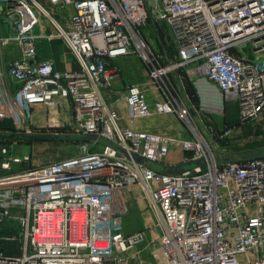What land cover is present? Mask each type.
I'll return each instance as SVG.
<instances>
[{
  "label": "built area",
  "instance_id": "2783aa9c",
  "mask_svg": "<svg viewBox=\"0 0 264 264\" xmlns=\"http://www.w3.org/2000/svg\"><path fill=\"white\" fill-rule=\"evenodd\" d=\"M46 1L0 0V122L26 133L28 119L43 117L58 133L65 120L68 134H95L101 147L87 140L74 156L41 166L28 165L29 153L0 159V225L20 227L0 234L14 244L0 249V264H264V154L218 161L200 133L131 125L157 113L190 122V107L163 81L186 67L236 100L240 123L264 121V0ZM150 16L170 29L169 62L143 33ZM54 39L78 69L37 57ZM10 45L20 55L3 63ZM133 55L149 65L154 86L128 84L119 95L115 60ZM172 153L180 161L171 163ZM199 159L181 172L162 169ZM131 188L158 219L150 260L136 249L148 226L124 236L115 227Z\"/></svg>",
  "mask_w": 264,
  "mask_h": 264
},
{
  "label": "rangeland",
  "instance_id": "374dc122",
  "mask_svg": "<svg viewBox=\"0 0 264 264\" xmlns=\"http://www.w3.org/2000/svg\"><path fill=\"white\" fill-rule=\"evenodd\" d=\"M158 20L161 21L157 17L150 16L149 21L143 27V33L147 37L151 47L161 55V62L162 59H165L166 63L169 62L166 60L168 54L172 59L175 57L176 48L170 44L172 41L169 27L162 23V21L161 24H159ZM59 44L60 42L58 40L45 42L38 47L37 57L39 59L48 57L57 58L56 51ZM44 51H46L45 56L42 54ZM19 55L20 50L10 45L2 51V61L6 63L7 59L18 57ZM120 63L126 83L142 84L149 87L154 86V80H152L150 75L149 65L140 57L134 55L128 56L122 59ZM178 74L183 76V87L185 91L182 86L181 88L178 86V77H174ZM187 76L186 69L178 68L173 71V73H169L167 77L164 76L163 81L168 85L169 91L172 94L181 98L185 103L186 98L193 103L194 106H189L190 112L188 119L190 122L187 123V119L183 121L175 113H157L146 118H140L136 121L141 120L146 124L159 128V125L162 124L161 122L165 120L167 122V127L165 129L159 128L158 131L167 132V134L173 136H177L179 130L185 134L184 136H192L200 133L205 138L212 141L218 161L227 158H238L242 155H251L257 152H261V155H263L264 147L253 149L264 141V121L262 119H252L244 123H240L237 119L227 121V110L224 104V100L227 98H225L221 92L213 97L204 96V94L200 93L199 87L197 88V81L194 82L195 77H193V79H186ZM205 79L209 80L207 77ZM159 82L163 84L162 79H160ZM118 88L119 86L114 89L117 94L120 93ZM150 95L149 98L154 97L153 94ZM217 100L219 101L218 104H211ZM60 116V122H62V119H64L65 116L67 118L69 113H61ZM145 119L151 121L147 123L148 121ZM34 120L35 122L28 119L25 122L26 129H28L25 130L27 131L26 133L22 132L25 136H21L22 133L15 131L16 129L14 126L7 121H5L3 125H0V134H3L0 136L1 160L4 158L3 156L29 153L31 161H29L28 165L41 166L49 162L74 156L80 152V148L88 141L90 143H88L87 146L91 149H98L101 147L99 143H92L91 140L79 141L63 138V135L68 134V128L65 127V120L63 121L64 125L58 129V133L54 132L55 130L52 128L44 127L43 124L45 123V119L43 117H35ZM14 132H17L15 137H8L6 135ZM3 149H6V153H3ZM23 167H25V165L21 167L17 166L19 169ZM1 171L3 172V169L0 166V172ZM137 188L139 189V187ZM120 202L123 207V213L115 220L116 229L123 231L125 234H130L148 226L149 228L146 230L145 240L136 246V249L139 251V256H137V258L152 259L149 246L156 241L158 230L160 229L157 225V217L149 209L147 200L139 194L137 189L131 188L124 190L120 196ZM7 224L0 225V234H18L20 232V227L16 222H13L12 225H9V223ZM9 245L14 248V245Z\"/></svg>",
  "mask_w": 264,
  "mask_h": 264
},
{
  "label": "crops",
  "instance_id": "0c3cea01",
  "mask_svg": "<svg viewBox=\"0 0 264 264\" xmlns=\"http://www.w3.org/2000/svg\"><path fill=\"white\" fill-rule=\"evenodd\" d=\"M44 3H47L46 0H40ZM54 40H58V39H54ZM54 40H51V41H44L42 42L40 45L44 44L45 42H52ZM60 42L58 48H57V51H56V55H57V58L53 57L56 61V66L57 68L61 69V70H66V69H78V64L76 62V59L75 57L73 56V54L69 51V49L64 45V43L61 41V40H58ZM167 49V48H166ZM46 51H44L42 54L45 56ZM69 54V56H68ZM126 57H121V58H118L115 60V64L119 67V73L118 75L116 76L115 78V81H114V84H113V88H116L119 86V90L120 91H124L126 86L128 85V83H126L125 81V78L122 74V67H121V60L124 59ZM167 59L166 60H170L171 57H169V54L167 55L166 57ZM10 59V58H9ZM77 66V67H76ZM186 74L188 75L186 79H193V77H195V81H197V88L199 89L200 93L204 94V96L206 97H209V96H217L219 94V92H221V90L218 88V86L216 84H214V82L210 81V80H207L205 79L206 77L203 76V75H197V74H193L191 72V67H186ZM173 75V74H172ZM180 75V76H178ZM178 75H175L174 77L177 78V84L178 86L181 88H183V90L185 91L184 87H183V76L181 74H178ZM151 88L153 86H150ZM153 91V90H152ZM222 93V92H221ZM224 96V95H223ZM186 97V96H185ZM110 99H113V98H110ZM218 100L211 103V104H218ZM224 104L226 106V110H227V121H232L234 119H237V116H238V105H237V102L236 100L232 99V98H227L224 100ZM186 103L188 104V106H194L192 102H190L187 98H186ZM149 122V121H148ZM4 122H2V125H3ZM139 123V121H135V124L137 125ZM162 124L159 125V128H163L165 129L167 126V122L164 120L163 122H161ZM11 124L13 125V122H11ZM156 125V124H155ZM157 126L156 127H153V126H149L147 127V129L145 130H150V131H153V130H158L159 129ZM1 129V128H0ZM142 129V128H141ZM167 133V132H166ZM178 134H182V135H185L181 130H179L177 132ZM262 144H264V141L259 144L257 147H255L253 150H255L256 148H258L259 146H261ZM169 161L171 163H175V162H178L180 161V153H172L170 154L169 156ZM180 165V164H178ZM172 166H177V165H172ZM20 167V166H19ZM15 169H19L17 168V166H15ZM5 171L3 170V172L1 171L0 174L4 173ZM12 223H9V225H12ZM8 225V224H7ZM3 234V233H1ZM5 235V234H4ZM11 244L12 246L14 244H12L11 242L9 241H4V240H0V249H4V250H11L12 247H10Z\"/></svg>",
  "mask_w": 264,
  "mask_h": 264
},
{
  "label": "water",
  "instance_id": "95a60500",
  "mask_svg": "<svg viewBox=\"0 0 264 264\" xmlns=\"http://www.w3.org/2000/svg\"><path fill=\"white\" fill-rule=\"evenodd\" d=\"M22 133V132H19ZM3 134H0V136H2ZM8 137H15L17 134L16 133H12V134H6ZM21 136H25L23 133ZM30 137V136H29ZM63 138L66 139H75V140H93L97 138V135L95 134H85V135H74V134H65L62 136ZM261 152H257L248 156H260ZM228 159V158H227ZM204 162V159H199L193 162H188L187 164H182V165H177V166H165L164 168H162L165 172H170V173H174V172H181L183 170L192 168L196 165L202 164ZM157 168L161 169V166L156 165Z\"/></svg>",
  "mask_w": 264,
  "mask_h": 264
},
{
  "label": "bare ground",
  "instance_id": "6f19581e",
  "mask_svg": "<svg viewBox=\"0 0 264 264\" xmlns=\"http://www.w3.org/2000/svg\"><path fill=\"white\" fill-rule=\"evenodd\" d=\"M154 115V114H153ZM152 116V115H151ZM138 120V119H137ZM146 120V119H145ZM146 121H151V120H146ZM149 122H147V123H149ZM131 125H134V126H136V127H139V128H142V129H147V127H149V126H151L150 124H146V123H144V122H142L141 120H139V123L136 125L135 124V122H133ZM154 132H157V133H165V132H159L158 130H153ZM122 233H123V236L125 235V233L122 231ZM117 242H119L120 241V237H117V240H116Z\"/></svg>",
  "mask_w": 264,
  "mask_h": 264
},
{
  "label": "trees",
  "instance_id": "16d2710c",
  "mask_svg": "<svg viewBox=\"0 0 264 264\" xmlns=\"http://www.w3.org/2000/svg\"><path fill=\"white\" fill-rule=\"evenodd\" d=\"M5 121H7V122H8V123H10V124H11V122H12L11 120H8V119H7V120H5ZM5 121H2V122H4V123H5ZM2 122H0V123H2ZM0 125H2V124H0ZM11 125H12V124H11ZM14 133H15V132H14ZM16 134H17V132H16ZM79 141H80V140H79Z\"/></svg>",
  "mask_w": 264,
  "mask_h": 264
}]
</instances>
